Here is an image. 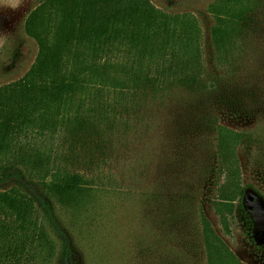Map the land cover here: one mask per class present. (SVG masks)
<instances>
[{
  "label": "rangeland",
  "instance_id": "rangeland-1",
  "mask_svg": "<svg viewBox=\"0 0 264 264\" xmlns=\"http://www.w3.org/2000/svg\"><path fill=\"white\" fill-rule=\"evenodd\" d=\"M46 1L0 0V87L34 64L38 45L25 25ZM150 2L196 22L203 86L148 90L129 104L124 123L58 133L54 169L98 179L78 209L61 207L38 184H27L53 245L32 264H210L218 242L212 237L207 247L201 212L225 247L218 264H264V0L233 7L227 46L212 37L223 0ZM221 128L241 135L232 155L244 195L233 214L218 204L226 182ZM19 182L0 176V190Z\"/></svg>",
  "mask_w": 264,
  "mask_h": 264
},
{
  "label": "trees",
  "instance_id": "trees-1",
  "mask_svg": "<svg viewBox=\"0 0 264 264\" xmlns=\"http://www.w3.org/2000/svg\"><path fill=\"white\" fill-rule=\"evenodd\" d=\"M244 1L223 0L212 29L217 46L232 44L233 7ZM25 32L38 45L37 58L21 79L0 87V176L20 181L0 190V264H32L39 253L53 249L38 197L27 184H38L68 209L80 208L95 187L98 177L54 169L58 133L124 123L129 104L148 90L203 86L196 22L170 16L150 0H47L28 18ZM240 137L223 128L219 132L226 182L218 204L228 214L242 206L244 195L232 155ZM201 224L207 247L212 237L218 242L209 246L210 264H218L224 245L202 212Z\"/></svg>",
  "mask_w": 264,
  "mask_h": 264
}]
</instances>
